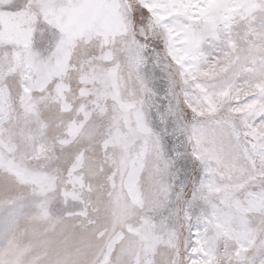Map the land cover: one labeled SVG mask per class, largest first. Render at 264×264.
Listing matches in <instances>:
<instances>
[{
  "label": "snow or ice",
  "instance_id": "obj_1",
  "mask_svg": "<svg viewBox=\"0 0 264 264\" xmlns=\"http://www.w3.org/2000/svg\"><path fill=\"white\" fill-rule=\"evenodd\" d=\"M0 264H264V0H0Z\"/></svg>",
  "mask_w": 264,
  "mask_h": 264
},
{
  "label": "rangeland",
  "instance_id": "obj_2",
  "mask_svg": "<svg viewBox=\"0 0 264 264\" xmlns=\"http://www.w3.org/2000/svg\"><path fill=\"white\" fill-rule=\"evenodd\" d=\"M50 243L53 244V245H55L56 241L53 240V241H50Z\"/></svg>",
  "mask_w": 264,
  "mask_h": 264
}]
</instances>
